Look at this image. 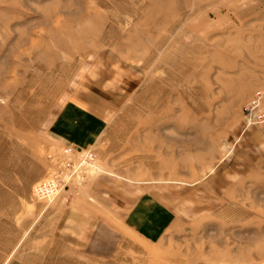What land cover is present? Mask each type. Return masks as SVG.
<instances>
[{
	"label": "rangeland",
	"instance_id": "1",
	"mask_svg": "<svg viewBox=\"0 0 264 264\" xmlns=\"http://www.w3.org/2000/svg\"><path fill=\"white\" fill-rule=\"evenodd\" d=\"M256 92L264 0H0V264H264ZM66 146L99 172L40 201Z\"/></svg>",
	"mask_w": 264,
	"mask_h": 264
},
{
	"label": "built area",
	"instance_id": "2",
	"mask_svg": "<svg viewBox=\"0 0 264 264\" xmlns=\"http://www.w3.org/2000/svg\"><path fill=\"white\" fill-rule=\"evenodd\" d=\"M262 96L256 92L250 103L244 108L246 126L264 125V113L261 111ZM57 156V157H56ZM50 159L58 164V169L50 172L49 176L37 184L34 189L35 197L40 201L51 200L58 196L68 185L83 183L99 172L94 163L95 155L90 150L79 151L72 146H66ZM70 187V186H69Z\"/></svg>",
	"mask_w": 264,
	"mask_h": 264
},
{
	"label": "crops",
	"instance_id": "3",
	"mask_svg": "<svg viewBox=\"0 0 264 264\" xmlns=\"http://www.w3.org/2000/svg\"><path fill=\"white\" fill-rule=\"evenodd\" d=\"M87 102L91 107L83 104L80 100H72L70 104L73 105L71 106L73 110H71L86 116L87 119L101 123L104 120V113L101 112L100 109L98 111L97 109L93 110L92 107L94 106V103L92 101L89 102V100H87ZM86 127L87 126H81V124L76 122L75 119L61 117L53 125L50 136L56 143H76L78 145H83L84 143L82 141H86L85 135H87V131L84 132V129H87ZM128 201L129 200H125L123 196L117 198V208L121 209L120 205H125L126 202L130 203Z\"/></svg>",
	"mask_w": 264,
	"mask_h": 264
}]
</instances>
